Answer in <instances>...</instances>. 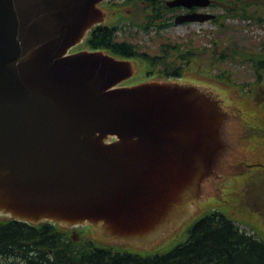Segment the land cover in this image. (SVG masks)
<instances>
[{"label": "water", "instance_id": "1", "mask_svg": "<svg viewBox=\"0 0 264 264\" xmlns=\"http://www.w3.org/2000/svg\"><path fill=\"white\" fill-rule=\"evenodd\" d=\"M101 1L0 0V214L86 223L97 242L167 248L219 202L242 208L227 182L256 167L246 161L236 175L224 161L231 154L264 164V137L258 148L253 140L237 146L222 124L248 111L264 121V108L221 78L118 87L131 74L136 80L140 66L101 51L68 53L108 16ZM213 17L192 12L176 22Z\"/></svg>", "mask_w": 264, "mask_h": 264}, {"label": "trees", "instance_id": "2", "mask_svg": "<svg viewBox=\"0 0 264 264\" xmlns=\"http://www.w3.org/2000/svg\"><path fill=\"white\" fill-rule=\"evenodd\" d=\"M165 1L144 0L149 9L145 28H162L171 24L173 17L169 12L174 9L169 8ZM262 5L264 0H223L224 12L218 14L214 22L222 27L224 19L228 17L255 18V12ZM117 29L118 26L114 24L94 26L83 47L105 50L120 58L138 59L149 74L158 73L165 78L179 77L187 72L191 55L196 52L197 47L193 45L186 47L181 43H165L162 54H150L128 40L119 39ZM226 53L225 50L217 52V59ZM169 58L171 61H167ZM249 58L256 75L255 83L263 84L264 46ZM217 59L212 57L211 65L216 64ZM164 60L166 62L162 67L161 62ZM217 76L230 83L233 81L222 73ZM258 94L251 97L253 99L249 105L262 109L264 93ZM248 114V117L244 113L240 115L237 123L233 118L226 122L237 146L242 141L250 143L253 140L249 147H255L264 137V121L250 118L254 115L252 111H248ZM240 129L241 141H236ZM243 160L246 159H240V162ZM246 161L255 163V160ZM261 162L259 160L257 163ZM254 165L256 168L250 173L240 195L246 197L242 208L258 211V215L264 219V164ZM253 227L256 232L242 230L229 213L214 209L188 225L182 238L175 244L163 249L141 250L101 244L91 234L80 231L73 234L72 230L50 221L30 224L22 220L0 218V255L3 257L0 264H8L10 259L13 261L9 264H264V230Z\"/></svg>", "mask_w": 264, "mask_h": 264}, {"label": "rangeland", "instance_id": "3", "mask_svg": "<svg viewBox=\"0 0 264 264\" xmlns=\"http://www.w3.org/2000/svg\"><path fill=\"white\" fill-rule=\"evenodd\" d=\"M214 2L219 4L203 10L201 9V11L213 14H223V0H214ZM102 9L110 10L108 16L103 21L104 23L111 24L114 22L122 24L121 28L118 29L119 39L128 40L129 42L136 44L140 50L147 51L150 54H162L163 45L165 43H181L186 47L188 44L197 46L195 54L191 55L192 59L190 63L187 64L188 69L183 77L219 78L217 75L222 73L225 76L230 77L236 85L251 97L260 92L264 93V74L262 80L263 84L259 85L255 83L256 75L252 61L249 58L253 53L261 50L264 46L263 5L255 12V18L228 17L224 19L225 24L222 27L218 26L212 20L204 22L175 23L174 17L178 14L187 12L185 9H176L175 11L172 10L169 12L173 17L171 24L162 28L157 26L145 28V25L147 24V19H145V17L147 13H149V9L144 0H133L131 2L128 0H114L111 3H102ZM258 16L261 18H257ZM204 46L212 49L215 47L214 53L212 49H203ZM82 48H84L83 45L76 50ZM224 50L227 52L226 55L223 57L219 56L217 59V52ZM212 57L217 59L214 66L210 63ZM167 61H171V59L169 58ZM165 62L166 60L161 62L162 67ZM135 64L140 66L137 78L129 84H135L132 82L138 83L144 81L140 84L142 86L143 84L148 85L169 79L158 73L147 75L148 72L144 70V65L137 61ZM261 157H264V147L261 148ZM247 179H249V177L232 178L227 184L234 194L240 196L243 192L242 188L246 186ZM241 197H243L244 203L246 197ZM217 210L229 213L236 219V223L242 230H247L252 233L253 231L256 232L253 226L259 228V231L262 229L264 230V219L261 215H258V211H250L240 208V202H219V208H217ZM61 226L70 228L65 224ZM85 227H88L91 235L94 237L95 241H97L92 225L84 224L80 225L79 228ZM99 243L104 244L102 242ZM117 246L152 250L123 245Z\"/></svg>", "mask_w": 264, "mask_h": 264}]
</instances>
